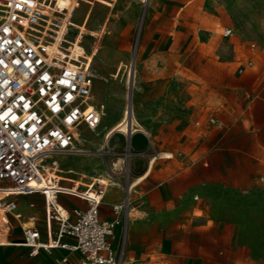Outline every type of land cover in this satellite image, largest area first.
Masks as SVG:
<instances>
[{
    "label": "crops",
    "instance_id": "obj_1",
    "mask_svg": "<svg viewBox=\"0 0 264 264\" xmlns=\"http://www.w3.org/2000/svg\"><path fill=\"white\" fill-rule=\"evenodd\" d=\"M70 21L91 56L92 104L102 117L120 111L109 127L124 108L113 105L116 81H145L139 94L157 100L149 123L129 134L134 153L120 189L106 187L99 207L112 218L111 205L128 195L109 239L118 264H264V0H80ZM169 130L173 146L150 150ZM14 198L19 224L35 216L43 230L42 196ZM58 202L85 207L68 195ZM20 240L0 245V264H60L64 255L87 264L62 249L31 256Z\"/></svg>",
    "mask_w": 264,
    "mask_h": 264
},
{
    "label": "built area",
    "instance_id": "obj_2",
    "mask_svg": "<svg viewBox=\"0 0 264 264\" xmlns=\"http://www.w3.org/2000/svg\"><path fill=\"white\" fill-rule=\"evenodd\" d=\"M58 1L0 0V193L7 197L1 210L19 218L14 197L38 193L43 230L25 226L19 242L29 255L62 249L83 263L118 264L109 239L128 205L127 193L111 205L112 218H101L105 181L78 183L61 168L60 159L75 151L81 126L98 127L103 106L92 104L90 59L71 37L70 14L80 0ZM59 195L79 198L85 207L67 210ZM60 264H70L68 257Z\"/></svg>",
    "mask_w": 264,
    "mask_h": 264
},
{
    "label": "rangeland",
    "instance_id": "obj_3",
    "mask_svg": "<svg viewBox=\"0 0 264 264\" xmlns=\"http://www.w3.org/2000/svg\"><path fill=\"white\" fill-rule=\"evenodd\" d=\"M141 18L142 14H140L137 25L127 42L131 53L134 52L135 44L138 39ZM225 52L227 54L229 49L225 48ZM241 56L244 57L242 53ZM116 82L117 87L112 96L114 100L113 105L116 108H118V106L123 108L125 105L127 106L129 102L131 107V117L136 123L134 127L148 124L151 120L150 116L157 109V100L151 101L149 100V97L139 94L142 92V87L144 86L145 81L133 79L130 88L129 80H120ZM188 82V80L178 81L177 86H184L185 84H188ZM167 83H173V81H167ZM128 89L130 91L129 97L127 95ZM233 98L234 97H231V99ZM119 115L120 111H115L113 113L106 112L102 117L99 133L85 128L84 131L82 130L81 133L77 135V140L74 145L75 151L62 157L64 163H70L67 167L63 168L71 169L67 170L68 173L64 174L65 176L69 173L73 174L75 176H69L78 180V183L80 182L82 184L90 182L84 178L90 177V180L92 181L93 178L99 177L104 179L109 192L112 193L115 190L114 188L120 189L119 184H122V181L128 173V162L131 155L134 153V148L130 142L129 134L127 135L120 131H114L108 138L104 136L105 129L107 127L109 128L110 123L114 122L113 117ZM173 135L172 130L166 131V134H162L150 150L161 151L165 146L172 147L173 145L170 140ZM168 143H170V145ZM65 183L69 184L67 181H65ZM5 200H7V197L0 194V207L1 202ZM1 212L2 210H0V232L6 234V239L9 241L7 244L18 241L22 237V228L28 225L24 222L19 224V220H21L20 218H15L10 214H4ZM1 253L2 247L0 246V254Z\"/></svg>",
    "mask_w": 264,
    "mask_h": 264
},
{
    "label": "bare ground",
    "instance_id": "obj_4",
    "mask_svg": "<svg viewBox=\"0 0 264 264\" xmlns=\"http://www.w3.org/2000/svg\"><path fill=\"white\" fill-rule=\"evenodd\" d=\"M84 1H86V0H84ZM100 1V0H99ZM104 1V0H103ZM58 3H59V5L60 6H64V5H66L67 3H68V0H59L58 1ZM107 3V2H106ZM104 4V3H103ZM109 5V4H108ZM77 8V7H76ZM88 11V10H87ZM85 19V18H84ZM64 21V20H63ZM71 22V21H70ZM82 22H84V21H82ZM77 27H79V26H77ZM81 27V26H80ZM83 29V28H82ZM81 29V30H82ZM74 50H75V52L76 53H82V51H83V49L81 48V46L80 45H78V44H75V48H74ZM87 57L89 58V59H91V57H90V55H87ZM132 81V80H131ZM129 90V89H128ZM128 97H129V95H128ZM128 99V98H127ZM129 100H130V98H129ZM128 101V100H127ZM127 103V102H126ZM136 123L134 122V120H133V118L131 117V112H130V105H125L124 106V108H123V110H122V115H121V118H120V120L115 124V125H113V126H111V127H109V128H107L106 129V131H105V133H104V136L106 137V138H108L110 135H112V133L114 132V131H120V132H122V133H124V134H130L132 131H134V129H135V127H134V125H135ZM139 127V126H138ZM133 133V132H132ZM79 134V133H78ZM77 134V135H78ZM130 136V135H129ZM107 140V139H106ZM154 157V156H153ZM152 157V158H153ZM143 173H145V172H143ZM143 175H145V174H143ZM97 178H99V177H97ZM96 178H93L92 179V181L93 180H95ZM99 179H101V178H99ZM136 179V178H135ZM104 180V179H103ZM80 183V182H79ZM117 183V182H116ZM132 183H133V181H132ZM132 183H131V185H132ZM138 183V182H137ZM113 184V183H112ZM129 184V183H128ZM130 185V186H131ZM127 189V188H126ZM1 195H4L3 193H0ZM0 210H1V207H0ZM2 213V212H1ZM19 214V213H18ZM17 215V214H16ZM30 223V222H29ZM32 224L31 225H33L34 224V222H31ZM31 225H29V226H31ZM9 241L6 239V234L5 233H3V232H0V245H4V244H7Z\"/></svg>",
    "mask_w": 264,
    "mask_h": 264
},
{
    "label": "water",
    "instance_id": "obj_5",
    "mask_svg": "<svg viewBox=\"0 0 264 264\" xmlns=\"http://www.w3.org/2000/svg\"><path fill=\"white\" fill-rule=\"evenodd\" d=\"M131 82H132V81H131V80H129V87L131 86ZM128 95H129V93H128ZM128 105H129V104H128Z\"/></svg>",
    "mask_w": 264,
    "mask_h": 264
}]
</instances>
